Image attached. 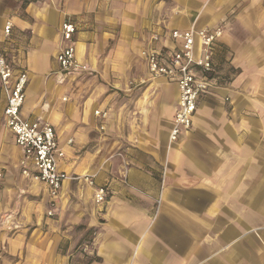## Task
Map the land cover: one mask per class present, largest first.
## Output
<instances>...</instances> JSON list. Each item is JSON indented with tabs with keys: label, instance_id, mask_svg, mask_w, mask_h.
<instances>
[{
	"label": "crops",
	"instance_id": "1",
	"mask_svg": "<svg viewBox=\"0 0 264 264\" xmlns=\"http://www.w3.org/2000/svg\"><path fill=\"white\" fill-rule=\"evenodd\" d=\"M64 22L75 25L80 62L124 80L132 54L149 75L143 50L180 48L173 30L220 27L215 86L197 102L191 130L169 140L178 88L156 77L135 102L144 128L122 142L116 124L129 109L121 93L95 84L91 72L58 75ZM0 53L27 73L21 114L54 127L60 169L96 172L107 190L97 204L91 186L69 179L52 208L46 185L21 175L0 90V264H264V0H0ZM92 127L95 158L82 164ZM18 180L42 195L29 216L7 201L10 190L23 191Z\"/></svg>",
	"mask_w": 264,
	"mask_h": 264
},
{
	"label": "built area",
	"instance_id": "2",
	"mask_svg": "<svg viewBox=\"0 0 264 264\" xmlns=\"http://www.w3.org/2000/svg\"><path fill=\"white\" fill-rule=\"evenodd\" d=\"M11 24L7 23L4 32L8 35ZM76 28L72 22L61 26L62 48L56 56L63 80L66 77L89 72L87 64L80 62L75 55L73 34ZM222 36V29L203 28L180 31L173 30L171 37L181 42L180 48L172 53L161 55L155 50H143L151 78L167 77L178 88V101L173 115L169 140L176 141L192 128L197 102L215 86L213 72L214 44ZM57 75V77H58ZM58 79V78H57ZM28 75L25 71L16 72L12 63L0 53V90L5 96L2 115L5 127L13 134L21 158L19 160L22 177L46 185L49 204L53 208L64 181L79 179L93 188L94 201L103 203L107 198L104 185L95 184V175L71 176L60 169L59 162L64 152L59 145L54 127L40 117L25 118L21 109L25 100ZM95 115L105 118V111L95 110ZM69 139L67 143H71ZM1 177V174H0ZM53 214L50 209L48 216ZM85 250V247L83 248Z\"/></svg>",
	"mask_w": 264,
	"mask_h": 264
},
{
	"label": "rangeland",
	"instance_id": "3",
	"mask_svg": "<svg viewBox=\"0 0 264 264\" xmlns=\"http://www.w3.org/2000/svg\"><path fill=\"white\" fill-rule=\"evenodd\" d=\"M137 58H138V55H136V54L131 55V59L134 60V63H132L130 66L128 79H126V80H124L120 77L115 78L112 75H108L109 77H107L106 75H103V77H100V71H101L100 69L98 70L97 68L92 67V65L89 66V64L85 63L89 67V73L91 72L90 73L91 75H87V76L88 77H94L93 81L95 84L102 82V84H104V86L107 87V90L109 92L119 91V93H121L120 94L121 102H123V103L128 102L127 107L129 110L125 114L124 120L121 119V121L119 123V119H120V114H119L118 122L116 124V129H117V134H118L117 136L122 142L124 140H126V138L129 135L132 137L133 131L136 129H140V126L144 128V125L146 123L145 117L143 119H139V117L143 116V112L140 109V106L138 105V107H137L138 109L134 110L135 109V102L140 97H143V99L146 100V94L143 95V93L146 91V87H149L152 85L153 80L151 79L150 75H147V72H146V75H144L145 73L140 71V69L138 68ZM102 69H103V67H102ZM85 73L88 74V72H85ZM122 81H124L123 84H122ZM123 87L126 88V90H124V92H127V95L123 94V90H122ZM127 88H129V89H127ZM115 96H117V95H115ZM99 99H100V97L98 98V101H101ZM101 99H104V98H101ZM118 103H120V102H118ZM114 115H116V113H114ZM138 115H141V116L137 117ZM91 129L92 130L89 131L90 133L88 132L89 141L87 143H85V146L80 150L81 154H79V156L82 155V157H79L78 161H81L82 164H85L88 162L90 163V160L95 158L94 157L95 154H89V153H94V151H95L96 143L98 142L97 137L99 136V132H97L96 130L93 131L94 130L93 127ZM117 150H118V152H122L124 150V145L119 146L117 148ZM115 156L120 157L121 154H115ZM92 173L96 174V172H92ZM95 174H93V175H95ZM3 182L4 183L5 182L10 183L7 179H5V177H3ZM17 182H19V180ZM19 183H20V188L23 191H19V189H17V191L10 190L9 194L11 196L7 197V201L9 202L10 206H12V207H14L15 203L17 204V202H18L21 205V208L23 207L22 209H24V215L29 216V214L32 210L31 207H33L32 201L40 200L42 198V195H40V194L36 195L35 194V192L33 191V186H32L33 184H31L29 182H24L22 180ZM12 185H13V183H12ZM72 185H74V184H72ZM69 193H70V191L68 192L67 195H69ZM17 194H21L22 196L18 197ZM63 198H67L66 194ZM7 225L5 226L6 228H7ZM3 226H4V224H3ZM5 227L3 228L4 230H6ZM12 227H13V225H12ZM87 236L88 235H86V240L88 239ZM83 241H85V240H83ZM80 242H82V240H80ZM1 250L4 251V249H1ZM4 254H6V253H4Z\"/></svg>",
	"mask_w": 264,
	"mask_h": 264
},
{
	"label": "bare ground",
	"instance_id": "4",
	"mask_svg": "<svg viewBox=\"0 0 264 264\" xmlns=\"http://www.w3.org/2000/svg\"><path fill=\"white\" fill-rule=\"evenodd\" d=\"M60 76H62V75H60Z\"/></svg>",
	"mask_w": 264,
	"mask_h": 264
}]
</instances>
